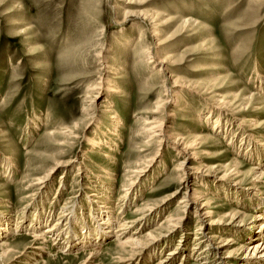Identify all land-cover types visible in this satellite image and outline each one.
<instances>
[{
	"label": "rangeland",
	"instance_id": "1",
	"mask_svg": "<svg viewBox=\"0 0 264 264\" xmlns=\"http://www.w3.org/2000/svg\"><path fill=\"white\" fill-rule=\"evenodd\" d=\"M151 14L158 16L156 39L145 25ZM188 19L196 25L184 26L182 21ZM141 35L144 47H154L157 39L168 41L154 58L147 56L149 64L134 53ZM163 60L170 65L167 68L172 76L180 80L208 83L214 93L226 99L250 98L245 101L250 112L244 119L259 125L256 130L246 126L247 133L239 126V115L222 118L220 130L212 131L205 119L208 109L215 110L206 102L209 95L187 90H182L184 104L177 105L176 97L172 98L161 118L164 128L175 136L195 139L210 134L204 143L210 147L198 149L196 157L185 164L192 167L199 163L196 175L204 182L200 188L209 196L214 216L234 209L250 217L260 215L257 207L264 206V189L255 197L257 191L251 189L249 175L259 161L248 158V146L239 148V143L241 135L248 134L249 148L264 150V0H0V218H10L24 207L20 217L29 225L34 210L43 207L47 221L36 232L52 225L60 214V227L74 216L81 223L82 212L83 219L93 223L90 194L104 196L112 217L116 209L121 208L119 215L126 218L142 204L155 206L142 225L132 228L136 230L153 218L143 227V234H155L168 215L181 216L175 206L184 190L173 182V170L183 158L169 144V148L145 144V130L157 114L153 113L155 102L163 92L158 88L162 78L156 75L161 67L158 62ZM212 65L221 70L214 78L193 73ZM216 77L223 79L215 81ZM107 102L115 110L114 116L100 108ZM92 139L98 140V147L90 144ZM215 155H224V161H211ZM199 157L203 158L197 160ZM233 159L239 164L238 187L232 180H218L222 169L210 170L226 165L235 168ZM261 159L260 163L264 155ZM62 160L70 164L54 168L44 189L29 187L30 179L42 176L55 161ZM140 164L150 167L138 178L137 190L124 199L127 205L115 207L129 171ZM174 191L177 193L170 195ZM167 195L170 197L163 203H156ZM119 215L109 224L111 233L120 222ZM250 222L224 238L245 244L247 237L258 233V223ZM196 224L190 210L181 229L134 264H158L167 256L163 254L177 246L179 252L185 245L188 256L162 264L209 262L197 259L199 247L192 250ZM27 225L17 235L11 230L6 235L14 249L9 257L25 251L30 240ZM113 240L108 236L100 247L111 250ZM96 248L76 247L66 252L64 246L50 250L49 245L44 247L50 251L48 255L38 258L39 251L28 250L5 264H80L82 252ZM100 257L108 264L109 257ZM228 264L237 263L231 259Z\"/></svg>",
	"mask_w": 264,
	"mask_h": 264
},
{
	"label": "bare ground",
	"instance_id": "2",
	"mask_svg": "<svg viewBox=\"0 0 264 264\" xmlns=\"http://www.w3.org/2000/svg\"><path fill=\"white\" fill-rule=\"evenodd\" d=\"M157 17V14H151L146 17L147 19H149V21L145 23L146 29L149 30L151 37L154 36V38L158 35L159 21H157ZM182 24L184 26H189L194 23L190 22V20L188 19L182 21ZM142 36L143 35H141L136 42L134 53L140 58H143V61H146L147 64H149L150 62L149 60L147 61V59L154 58L156 54L160 53L168 41L157 39L154 47H144V44H142L144 38H142ZM139 44L142 45L138 47ZM147 56H149L150 58H147ZM158 64H160L161 67L157 70L156 75L162 78L160 85H158V88L163 90V92L159 99L155 102V111L153 113L157 114L149 122V126L145 130V134L147 135V141L145 142V144L156 145L159 148H169V145H171L170 149H172V151H174L176 155H179V157L183 158L182 162H179L173 170V182L179 185H183V198H181V200L177 202L175 206L177 212H181L182 215H168L162 222L159 223V226L157 227L159 229H155V234L154 231L143 234V227L147 223L151 222L153 218H148L142 227H140V225H142V223L144 222L143 219L153 214V209L155 206H147L142 204L140 207L132 210L131 213H127L126 218L123 215H119L122 214V211H120L121 208L116 209V212L112 217L110 215V211L112 209L109 208V205L105 203L104 200H102L104 196L98 198L97 195L95 196V194H90L89 196L92 197V199L90 198L91 202H89V216L90 218L92 217L91 219L93 220V223H87L85 219H83L84 215L82 212L80 219L81 223L78 224L77 219L74 216L73 218L69 217V219L65 221L63 227H60L62 224L59 223L58 220L63 218H59L62 215L60 214V216L58 215L59 217H57L52 225L44 230H39L38 232H36L47 221L48 213L43 207L39 210H34L35 217L29 223V225H27L28 221L24 220V218L22 220L20 217V213L24 209L23 207V209L21 208L20 210L14 212L10 216V218H0V261L2 264H5L7 262L5 260L16 259L23 254H27L28 250L39 251V255L38 253H36L35 255V257L38 258L41 257L40 254L48 255L50 251L44 249V247H48L49 245L50 250L54 248L58 249V247L62 248V246H64V250H66V252L76 247H83L84 250H86L90 246H97V248L94 250L82 252L84 256L80 264H104V261L100 257L102 256V254L109 257L108 264L140 263L142 257L148 252L152 253V251H154V248L158 246V243L160 241H163L165 238L170 237L178 229L182 228V222L184 221V219H186V215L190 212V210L197 223L195 225L197 231L193 233L194 243L192 245L194 247L192 246L193 249H191L196 250V248L199 247V250L197 249L198 253L196 252L195 254L197 255V259H201L200 261H209L202 264H209L211 262L214 264H228V261L231 259H233L237 264H264V206L258 205L257 209H260L259 211L262 212L260 213V215H253V217L242 213L238 209H234L232 213L225 214L221 217L214 216L213 211H211V208H209L211 206V201L210 199H208L209 196L200 188V186L202 187V185L200 184L204 182H202L203 180L196 175V173H199L198 171L200 170V166H198L199 163L198 165H193L192 167H187L185 164L186 161L189 163L196 157L198 149H201L202 147H210L209 144H204L207 140L206 138H208L210 134L195 139H190L180 135L175 136L164 128V120L163 118H161L163 117V115L167 114V105L171 102L172 98L176 97L175 103L177 105L181 103L184 104L182 90H187L189 92H193L198 96L204 94L209 95L206 96V102H209V105L215 110L207 108L209 111H207L208 115L205 119L208 120V124L209 126H211L212 131L217 132L218 130H220L219 126L222 123V118L227 120L228 115H230L231 117H234V115H239L241 117L239 126H241L243 130L246 128V126L248 128H251L252 130H256L259 123H257L256 121L254 122V120L244 119L246 118L245 113L250 112L249 105L245 101L250 98L242 97L239 101L236 99H226L220 97L212 91V88L208 83L204 84L190 80H180L172 76V72L167 68L170 65H167L166 61L163 60L161 62H158ZM216 71H221L220 67L212 65L207 66V68H198V70L193 71V73H203L207 77L214 78L217 75ZM166 72L169 77L165 76ZM163 75L165 77H162ZM260 77L261 75H259V78ZM220 79L223 78L216 77L215 81H218ZM169 80L171 81V86L168 87ZM105 104L106 106L101 105L100 108L108 109L109 111H107L109 115L114 116L116 112L112 107L108 106L110 103L107 102ZM212 116H214V118H212ZM114 119L115 121H117L116 118ZM243 133H247V131L244 130ZM241 136L242 137L241 142L239 143V148L242 145L248 146V148L245 150L246 153L250 152L248 158H251V160L252 158H256V160L259 161V164L257 166L250 169L249 175H251L252 177L250 182L251 189L257 191L255 192L257 194L253 195H255V197H260V195L262 194H259V192H261L260 190L264 189V168H259V166L260 164L261 166H264V159L263 162L260 163V161L262 160L261 157L262 155H264V150L258 151L256 147L249 148L250 144L252 143L251 137L248 134H242ZM90 144L95 147L99 146L98 140L96 139H92L90 141ZM111 144H114V142ZM219 157V155H215L211 158V161L218 159L223 162L224 155L220 158ZM202 158L203 157H199L197 158V160H200ZM233 162V164H235V168L234 166L226 165L224 167L214 166L210 170L222 169L224 173L218 178V180H232V184L235 187H238L239 184H241V181L237 179L240 176V173L239 170L236 169V165L238 166L239 164L235 159H233ZM213 163H218V161ZM69 164L70 161L67 160L55 161L52 167H50L42 176L38 175L35 176L33 180L30 179L28 181L29 187L38 186L37 190L35 191L44 189L48 184V176L51 174L52 170L56 167H66ZM9 167L17 168V166H12V164H9ZM149 167V164H140L136 165L129 171L128 177L125 181V184L123 185L125 189L118 196L117 202H115V207H118L120 204L121 206H123L124 204L127 205V202L123 203L124 199L129 193H134L137 190L134 186L136 185V183H138V178L142 177L141 174L146 173ZM176 193L177 191H174L170 195H174ZM170 195L165 196L156 203L160 205L168 197H170ZM64 209L65 206H62L61 210ZM114 215L120 216V222L119 220H117L119 224L118 226H116L113 234L109 230V224L115 222L116 218H114ZM247 220H250L252 223H258V233H255L251 237H247L245 244L239 245L237 241H235V239H233L232 237L227 239L224 238V236L227 234H235V231L240 230L239 227H241V225H244V222ZM138 223L140 224L139 227L136 230H132L134 225ZM25 224L28 226L27 228H29L26 235L30 239L25 246V251L20 252L16 257H13L14 255L9 257L10 254L14 252V249L9 245L5 237L10 230L13 233H16L14 235H17L18 231H20V229H23V226ZM110 235L113 236L114 239L111 243V245H114L111 250L100 247L102 240ZM178 249L179 247L177 246L173 250L169 251L168 254H163L167 256H164V258L159 261L158 264L169 263L170 261L175 260L180 255L182 256V259L186 254L188 256L186 245L185 247H181V249H183L179 251L181 253L177 251ZM163 255L162 252H159V256Z\"/></svg>",
	"mask_w": 264,
	"mask_h": 264
}]
</instances>
